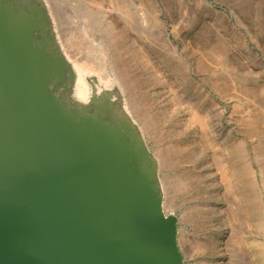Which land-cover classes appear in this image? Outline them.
<instances>
[{
    "label": "water",
    "instance_id": "95a60500",
    "mask_svg": "<svg viewBox=\"0 0 264 264\" xmlns=\"http://www.w3.org/2000/svg\"><path fill=\"white\" fill-rule=\"evenodd\" d=\"M31 2L0 0V264H185L139 127L110 92L72 99L76 72Z\"/></svg>",
    "mask_w": 264,
    "mask_h": 264
},
{
    "label": "rangeland",
    "instance_id": "374dc122",
    "mask_svg": "<svg viewBox=\"0 0 264 264\" xmlns=\"http://www.w3.org/2000/svg\"><path fill=\"white\" fill-rule=\"evenodd\" d=\"M44 1L57 41L75 72L77 63L93 67L88 76L90 97L87 103L94 96L103 98V94H96L95 79L103 86L104 93H112V99L117 97L124 112L139 127L157 162L164 209L178 218L179 245L185 264H205L209 259L207 252L187 255L185 249H191L194 243H203L209 236L202 230L198 217L202 207L209 208L214 202L211 199L212 184L219 180L214 166L211 168L213 173L207 175L209 168L202 165L205 160L212 164L213 150L209 144L212 142L216 148H224L226 154L231 151L238 166L247 171L252 196L249 238L264 245V215L260 206V200L264 203V0H123V12L138 11L140 14H132L137 27H156L151 21L154 13L166 21L176 54L184 57L188 79L195 83L193 86L202 89L199 111L217 135L208 141L200 134L199 126L189 120L182 121L177 115L172 118L173 122L166 120L164 115L160 123L154 125L148 118L156 109L151 105V98L146 96V87L140 90L146 96L141 95L140 103L146 99L144 104L141 103L142 108L130 104L129 93L115 80L111 58L106 61V49L95 44L101 37L103 44L111 43L108 27L100 18L109 16L110 12L97 14L95 25L82 30V26L73 20L70 0ZM208 7L224 13L227 24L233 29L226 32L214 17L206 14ZM112 14L116 16L117 12ZM59 32L63 33V45L58 39ZM142 41L147 51L157 55L160 45L156 41ZM241 47L256 54L257 62H250ZM180 78L183 80L182 75ZM168 80L179 82L178 76L173 74ZM185 87L196 97L193 87ZM72 96L76 97L75 82ZM146 101L151 103L146 104ZM145 123L150 126V136L144 128ZM221 203L224 209L228 208L225 200ZM199 229L202 231L198 232Z\"/></svg>",
    "mask_w": 264,
    "mask_h": 264
},
{
    "label": "bare ground",
    "instance_id": "6f19581e",
    "mask_svg": "<svg viewBox=\"0 0 264 264\" xmlns=\"http://www.w3.org/2000/svg\"><path fill=\"white\" fill-rule=\"evenodd\" d=\"M46 1L48 2V0ZM70 2L73 7V20L82 26V30H88L95 25L97 14L110 12L109 16H100V18L108 27L107 31L112 37L111 43H108V46L105 45V42L103 44L101 37L102 39L97 40L95 44L106 49V61H110L108 57L111 58L115 80L129 93L130 104L133 107L142 108L141 103L146 99L140 103L141 95L145 94H141L140 90L146 87V96L151 98L152 103L149 102L153 109H156L155 114L148 118L154 125H158L164 115L169 122L177 115L182 121L187 122L189 120L199 126L200 134L207 141L217 136L215 130L209 128V125L207 126L202 113L199 111L198 103L203 96L202 89L193 86L195 83L188 79L187 72H185L187 67L183 60L184 57L176 54L174 42L170 38L165 20L154 13L151 21L156 24V27H137V20L134 16L140 14L138 11L136 13L123 12V0H70ZM115 12H117L116 16L112 14ZM206 14L214 17L226 32L232 28L231 25L227 24L224 13L208 7ZM123 21L125 28H123ZM98 26L96 25L97 28ZM153 29H157V31L153 32ZM58 39L63 45V33L59 32ZM143 39L148 43L156 41L160 45L161 49L159 48L160 51L158 50L157 55L145 49ZM241 48L250 62H257L256 54L253 55V52L251 54L245 50L246 48ZM75 67L76 97L72 96V99L75 102L87 103L90 97L88 76L93 71V67L84 63H77ZM135 67L137 69H134ZM172 74L178 76L179 82L168 80ZM180 75L183 76V80ZM94 84L97 87L96 94H104L103 86L97 83L95 79ZM184 85L193 87L192 89L197 93L196 97ZM147 101L145 103L149 104ZM140 113L143 114L142 111ZM173 127L171 123V128ZM144 128L150 136V126L145 123ZM196 134L198 135L199 131ZM191 143L193 144V142ZM212 143H209L213 150L212 164L209 163V160H205L202 165L209 168L210 171L206 172L207 175L213 173L211 170L213 166L216 169L215 172L219 174V180L212 184L214 191L211 196L214 202H218L211 203L209 208L207 206L202 207L200 210L202 212L198 217L201 220L202 230L209 233L208 238L199 245L194 243L190 247L191 249H185V252L187 255L190 252L209 253V259H206L205 264H264V245L255 243L249 238L252 196L249 194L251 184L248 173L238 166V162L234 160L231 151L226 154L224 148L220 146L216 148ZM223 153L225 156H222ZM223 200L229 204L226 209L221 203ZM260 206L261 213L264 215L263 200H260ZM165 212L167 213L166 210ZM193 216L195 217L194 214H192ZM184 219L186 218L184 217ZM202 230L199 229L198 232Z\"/></svg>",
    "mask_w": 264,
    "mask_h": 264
},
{
    "label": "flooded vegetation",
    "instance_id": "af4514ba",
    "mask_svg": "<svg viewBox=\"0 0 264 264\" xmlns=\"http://www.w3.org/2000/svg\"><path fill=\"white\" fill-rule=\"evenodd\" d=\"M27 8L32 4L31 0H20ZM62 91V88L59 89V92ZM105 118L106 116L103 115Z\"/></svg>",
    "mask_w": 264,
    "mask_h": 264
}]
</instances>
